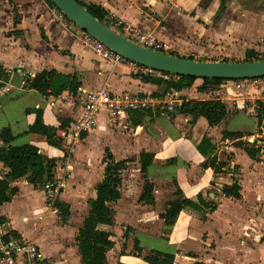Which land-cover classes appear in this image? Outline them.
<instances>
[{"label": "crops", "instance_id": "1", "mask_svg": "<svg viewBox=\"0 0 264 264\" xmlns=\"http://www.w3.org/2000/svg\"><path fill=\"white\" fill-rule=\"evenodd\" d=\"M80 1L102 9L110 29L122 21L152 32L179 58L264 61V0ZM51 6L49 0H0V70L8 75V81H0V133L10 129L11 146H36L58 163L62 151L29 129L40 111L43 123L59 135L63 125L67 129L79 118L82 92L106 89L118 96L162 98L173 110L131 112L118 121L102 112L75 149L54 202L66 217L49 207L44 186L33 187L23 178L12 184L17 195L0 207L2 230L35 243L45 264H83L76 238L104 180L109 152L115 162L135 161L122 176L120 199L108 204L113 224L99 227L114 244L107 264H147L144 258L156 252L172 254L175 264H264V88L196 79L176 90L163 74L139 75L111 66L81 44L79 28L54 21ZM51 71L74 80L75 97L69 90L44 96L30 88L32 80ZM213 100L227 107L216 126L177 112L184 102ZM237 133L242 137L228 136ZM204 140L208 145L202 154L198 148ZM248 149L258 151L255 159ZM143 153L154 155L146 175L141 173ZM214 161L225 165L220 173L211 166ZM8 172L0 163V179ZM55 176L63 178L60 172ZM146 182L153 187L154 205L140 201ZM235 184L240 198H225L224 188ZM178 190L194 202L201 196L215 210L186 209L173 226H165L160 216Z\"/></svg>", "mask_w": 264, "mask_h": 264}, {"label": "trees", "instance_id": "2", "mask_svg": "<svg viewBox=\"0 0 264 264\" xmlns=\"http://www.w3.org/2000/svg\"><path fill=\"white\" fill-rule=\"evenodd\" d=\"M84 8H86L91 15L98 21L105 23L107 14L100 8L95 6L85 7L80 0H76ZM53 5V4H52ZM172 55V54H171ZM174 56V55H172ZM185 59V58H183ZM195 61L193 58H186ZM166 75V73H163ZM196 78L193 77H179L178 81H169L171 88L176 90L190 87ZM0 81H8V75L0 70ZM224 80H204L205 83L218 84ZM0 84V88H1ZM31 89L36 90L41 95L59 96L64 91L69 90L73 94L77 92V87L74 80L58 75L55 71L43 72L36 79L29 84ZM179 114L190 115L193 119L200 117L205 118L211 126H216L226 117L227 107L220 101H205V102H184L182 106L177 109ZM263 116H264V112ZM36 121L29 129V134L37 135L45 139L46 143L55 148H61V141L58 131L55 128L48 127L43 123L42 113L35 112ZM65 125L61 129H65ZM230 138H241V134L228 135ZM14 141L10 129H4L0 133V163L8 169V174L0 179V207L8 204L17 195L18 189L12 184L16 181L26 178L27 182L33 187H42L46 183L53 181L56 170V160L47 158L39 153V149L33 145H25L22 147H13L11 143ZM208 145V141L204 140L199 151L204 154L202 148ZM247 153L252 158H256L258 151L247 150ZM135 160H128L123 162H115L112 155L108 152L105 159V174L104 180L99 184L95 191L96 197L89 201L90 212L84 221V226L80 229L76 242L78 244L79 252L82 256L83 264H107V253L114 246L111 241V235L107 232L101 231L100 226H111L114 221V211L108 206L109 203L117 202L121 197V182L122 176L128 169V164ZM154 155L143 153L140 156L141 173L146 175L149 167L153 164ZM211 166L218 173L225 167L224 164H216L212 162ZM153 187L146 182L143 195L140 201L147 205H154L155 201L152 196ZM225 198H240V188L238 185L232 187H225L223 190ZM176 199L168 204L166 212L160 216L164 221L165 226L171 227L175 224L177 218L186 209H191L195 212L202 213L204 210H215L213 204H206L201 196H198L197 201H191L182 196L180 190L175 193ZM63 218L66 217V211L63 206L56 202L54 205ZM3 220L0 219V225ZM175 258L168 253H153L146 258L144 262L147 264H175ZM120 264V263H119Z\"/></svg>", "mask_w": 264, "mask_h": 264}, {"label": "built area", "instance_id": "3", "mask_svg": "<svg viewBox=\"0 0 264 264\" xmlns=\"http://www.w3.org/2000/svg\"><path fill=\"white\" fill-rule=\"evenodd\" d=\"M50 13L52 19L64 27L72 24L55 5L51 6ZM112 30L143 48L170 55L171 48L169 44L152 32L122 21L115 22ZM79 40L85 48L91 50L98 58L111 66H124L134 74L139 75L158 73L115 54L82 30H80ZM163 76L168 82L178 79V76L173 74H163ZM232 82H234L237 89L264 88V78ZM72 96L75 97L74 94L71 95V98ZM79 96L81 105L79 118L59 134L62 157L56 164L55 172H60L63 178L59 179L54 176L53 181L44 185L46 201L55 214H58V209L54 206V202L63 189L62 181L68 173V166L73 153L82 141V138L95 128L99 115L102 112H106L110 118L118 121L131 112H147L148 110L162 107H166L168 111L173 110V104L167 103L166 99L151 96H118L112 95L106 89L93 93L82 92ZM261 110L264 112V106ZM2 229L3 226H0V264H45V259L35 243L14 236L9 231Z\"/></svg>", "mask_w": 264, "mask_h": 264}, {"label": "water", "instance_id": "4", "mask_svg": "<svg viewBox=\"0 0 264 264\" xmlns=\"http://www.w3.org/2000/svg\"><path fill=\"white\" fill-rule=\"evenodd\" d=\"M77 28L109 50L151 71L201 80L241 81L264 78V61L200 62L143 48L98 21L76 0H49Z\"/></svg>", "mask_w": 264, "mask_h": 264}, {"label": "rangeland", "instance_id": "5", "mask_svg": "<svg viewBox=\"0 0 264 264\" xmlns=\"http://www.w3.org/2000/svg\"><path fill=\"white\" fill-rule=\"evenodd\" d=\"M196 61V60H195ZM31 226V224H29L27 227L29 228Z\"/></svg>", "mask_w": 264, "mask_h": 264}]
</instances>
